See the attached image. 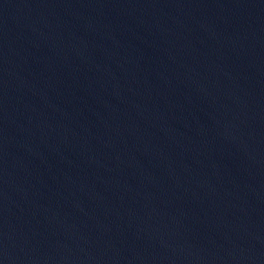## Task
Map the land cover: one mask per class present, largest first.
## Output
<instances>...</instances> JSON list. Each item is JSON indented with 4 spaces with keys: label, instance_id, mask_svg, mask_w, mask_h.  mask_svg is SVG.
Returning <instances> with one entry per match:
<instances>
[{
    "label": "water",
    "instance_id": "water-1",
    "mask_svg": "<svg viewBox=\"0 0 264 264\" xmlns=\"http://www.w3.org/2000/svg\"><path fill=\"white\" fill-rule=\"evenodd\" d=\"M0 264H264V0H0Z\"/></svg>",
    "mask_w": 264,
    "mask_h": 264
}]
</instances>
